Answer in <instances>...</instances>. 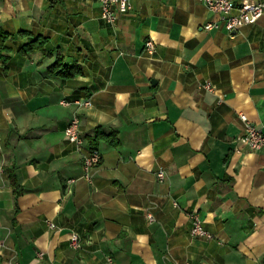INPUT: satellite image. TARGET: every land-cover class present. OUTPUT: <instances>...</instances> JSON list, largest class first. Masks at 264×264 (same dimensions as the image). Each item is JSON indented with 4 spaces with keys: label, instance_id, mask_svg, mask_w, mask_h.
<instances>
[{
    "label": "crops",
    "instance_id": "1",
    "mask_svg": "<svg viewBox=\"0 0 264 264\" xmlns=\"http://www.w3.org/2000/svg\"><path fill=\"white\" fill-rule=\"evenodd\" d=\"M131 1L111 24L98 0H0V264H264V152L240 141L242 115L264 130V17L229 33L201 0ZM39 38L52 55L23 52Z\"/></svg>",
    "mask_w": 264,
    "mask_h": 264
},
{
    "label": "built area",
    "instance_id": "2",
    "mask_svg": "<svg viewBox=\"0 0 264 264\" xmlns=\"http://www.w3.org/2000/svg\"><path fill=\"white\" fill-rule=\"evenodd\" d=\"M203 1L211 11L219 16V19L215 22H209L205 25L206 30H212L215 28H224L229 33H234L241 28L254 24L264 17V0H258L255 2H243L236 3L234 0H201ZM101 5L102 18L108 23H115L120 15L128 14L133 6L131 0H98ZM146 49L153 53L156 50V44L153 40L146 42ZM206 87L212 90L211 84H207ZM64 105L68 102L63 101ZM80 106L91 105V101L82 102L76 101ZM245 122L246 132L240 138V141L247 146L250 150L255 152H264V130L256 128L247 118L246 115L241 116ZM66 138L69 142L74 144L78 150L83 153V166L85 178L91 181L94 169L102 161V153L98 148H87L86 138L82 134L81 120L79 115L75 114L69 125L65 130ZM160 180H164L165 172L161 170L158 173ZM151 220H154L150 217ZM193 225L191 233L195 237H207L212 238V234L207 231L203 222L198 214H193ZM51 227L55 228V224H51ZM82 245L81 237L74 233L71 237V246L75 249H79ZM2 244H0V250Z\"/></svg>",
    "mask_w": 264,
    "mask_h": 264
},
{
    "label": "trees",
    "instance_id": "3",
    "mask_svg": "<svg viewBox=\"0 0 264 264\" xmlns=\"http://www.w3.org/2000/svg\"><path fill=\"white\" fill-rule=\"evenodd\" d=\"M21 34L30 35V33L28 32H21ZM9 38L10 36L7 33L0 32V53L8 49V46L6 45V43L9 40ZM46 44H47L46 39L39 38L38 40H34L26 44L22 50L23 52H27V53L35 51V50H42L45 52L46 56L52 55L53 53L51 54L48 51H46L45 49ZM49 69H50V73L59 75L64 78H75L76 75L80 73L79 71L80 69L78 67L66 65L63 62V58L60 56L57 58L56 63L53 64ZM100 139H104L108 141L109 143H113L114 134L113 132H111L110 134H105L100 128H98L96 130L95 136L90 140V142L92 143V145H94V143ZM12 181L14 182V186L17 187L16 188L17 195H20L22 193V190L19 189L18 183H15V180H12Z\"/></svg>",
    "mask_w": 264,
    "mask_h": 264
},
{
    "label": "rangeland",
    "instance_id": "4",
    "mask_svg": "<svg viewBox=\"0 0 264 264\" xmlns=\"http://www.w3.org/2000/svg\"><path fill=\"white\" fill-rule=\"evenodd\" d=\"M74 117V116H73ZM80 120H81V118H80Z\"/></svg>",
    "mask_w": 264,
    "mask_h": 264
}]
</instances>
